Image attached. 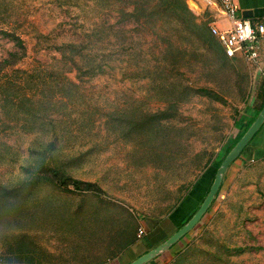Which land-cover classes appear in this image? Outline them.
Returning a JSON list of instances; mask_svg holds the SVG:
<instances>
[{
	"label": "rangeland",
	"instance_id": "obj_1",
	"mask_svg": "<svg viewBox=\"0 0 264 264\" xmlns=\"http://www.w3.org/2000/svg\"><path fill=\"white\" fill-rule=\"evenodd\" d=\"M183 8L207 28L196 0H0V264H127L177 229L264 77L200 49ZM42 166L104 195L62 191ZM154 261L264 264V124Z\"/></svg>",
	"mask_w": 264,
	"mask_h": 264
},
{
	"label": "trees",
	"instance_id": "obj_2",
	"mask_svg": "<svg viewBox=\"0 0 264 264\" xmlns=\"http://www.w3.org/2000/svg\"><path fill=\"white\" fill-rule=\"evenodd\" d=\"M157 8H158V5L156 6V9ZM183 11H184V13L186 15L185 24H186L187 28L190 31H192L193 33L196 34L195 41L198 44V46L200 47V49H202L203 51H207L208 48L213 50V48H212V45H213L215 47L214 50H216V51L219 50V52H221V54H222V50H221L220 46H218V44H216V41L212 38V36L209 35L208 29L206 28L205 24H199V25L194 24L191 14L184 8H183ZM10 38H11L12 42L14 43V45H16V47H18L19 50H21V42L18 39V37H16L15 35H10ZM174 52L175 51H168V52H166V54L167 53L168 54L169 53H174ZM11 71L19 73L20 75L21 74H26V72H24V71H22L20 69H14V70L12 69ZM259 96H260V98H259V101H258V105L253 110H251L249 112V113H251V117L247 120L243 130L240 133V135L226 149V151L224 152L223 156L219 159V161H217L212 166V169H211V171L208 174L209 175V177H208L209 182H208V184H205V187H207V188L205 190V193L204 194L202 193L203 196H202L200 202L202 201L204 195L206 194V192H207V190L209 188V185H210V183L212 181L214 172H215L216 168L218 167L219 163L221 162L223 157L226 155V153L233 147V145L236 143V141L240 138V136L243 134V132L247 129V127L250 125V123L253 121V119L257 115L258 111L262 107V105L264 103V87H262L260 89V95ZM258 131L253 135L251 140L255 137V135L258 133ZM251 140L249 141V143L251 142ZM36 174H37V176L46 179L49 183H51L56 188H58V189H60L62 191L72 190V191H75V192L90 193V194H92V195H94L96 197H103V195H104L103 191L98 186H96L93 183L79 181V180L72 179L70 177H66V176L62 175L61 173H59L58 171H56L54 169H51V168H48V167H45V166L39 167L36 170ZM200 202H199V204H200ZM198 205H197V207H198ZM197 207L191 209L187 214H185L179 220V223L176 225L177 229L181 225H183L190 218V216L194 213V211L196 210ZM133 227H134V225H133Z\"/></svg>",
	"mask_w": 264,
	"mask_h": 264
},
{
	"label": "built area",
	"instance_id": "obj_3",
	"mask_svg": "<svg viewBox=\"0 0 264 264\" xmlns=\"http://www.w3.org/2000/svg\"><path fill=\"white\" fill-rule=\"evenodd\" d=\"M226 27L219 29L214 21L207 24L208 32L226 58L241 57L248 64L257 66L264 46V24L250 26L248 21L237 15L238 9L232 0H216Z\"/></svg>",
	"mask_w": 264,
	"mask_h": 264
},
{
	"label": "water",
	"instance_id": "obj_4",
	"mask_svg": "<svg viewBox=\"0 0 264 264\" xmlns=\"http://www.w3.org/2000/svg\"><path fill=\"white\" fill-rule=\"evenodd\" d=\"M244 12L242 15H245ZM264 124V103L257 115L247 127V129L243 132L240 138L236 141L233 147L226 153L218 167L216 168L212 181L209 185V188L204 195L202 201L194 211V213L190 216V218L181 225L178 229H176L169 237H167L164 241L157 244L156 246L148 249L144 253L138 255L133 260L128 262L127 264H146L152 261L154 258L163 254L169 248H171L178 240H180L184 235L189 233L192 228L200 221L202 216L205 214L207 209L209 208L211 202L213 201L228 167L234 162V160L240 155L245 146L249 143L253 135L261 128Z\"/></svg>",
	"mask_w": 264,
	"mask_h": 264
},
{
	"label": "crops",
	"instance_id": "obj_5",
	"mask_svg": "<svg viewBox=\"0 0 264 264\" xmlns=\"http://www.w3.org/2000/svg\"><path fill=\"white\" fill-rule=\"evenodd\" d=\"M196 1H198L200 6H201V9H199V10H201L202 15L203 14L207 15L210 18V22L214 21L215 26L219 29L226 27V22L223 19V17H221V14L219 12V8H218L216 0H196ZM232 1L238 9L237 15L246 19L248 21V23L250 24V26H254L255 24H259V23L264 24V0H232ZM244 12H246V14L242 15ZM234 58H236V57H234ZM239 58H241V57H239ZM257 66L264 69V46L262 48V51L260 52L259 61H258ZM261 74H262V72H261ZM262 87H264V77L259 81V87H258V90L255 94L258 101L260 98V96H259L260 95V89ZM248 145L245 148H247ZM245 148L243 149V151L245 150ZM242 152H241V154H242ZM209 172H208V174H209ZM202 180L203 181H201L198 185L196 184L194 186V189L191 192L190 196L187 197L186 199H184L183 203L181 204V206L179 207V209L175 213V217L177 216V219L180 220L185 214H187L191 210L190 208L193 207V204H194L193 201L201 194L202 189H203V185L207 184L208 176L206 175L205 177H203ZM156 258H154L152 261H150L146 264H155L156 261H154V260H156Z\"/></svg>",
	"mask_w": 264,
	"mask_h": 264
}]
</instances>
